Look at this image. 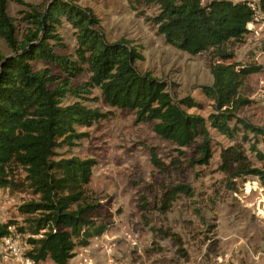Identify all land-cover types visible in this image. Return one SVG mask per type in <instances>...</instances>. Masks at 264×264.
<instances>
[{"label": "trees", "instance_id": "1", "mask_svg": "<svg viewBox=\"0 0 264 264\" xmlns=\"http://www.w3.org/2000/svg\"><path fill=\"white\" fill-rule=\"evenodd\" d=\"M39 1L42 4L0 0V39L7 49H0V190L27 191L36 197L19 208L24 226L4 225L0 237L16 233L10 231L15 226L28 236L27 256L36 264H69L77 248L88 247L112 226L103 205L88 192L96 162L58 152L76 147L87 137L80 129L109 116L88 105L99 100L91 97L94 90L107 106L134 112L136 124H152L160 138L179 147L196 145L201 155L197 164L208 165L213 157L211 130L233 144L221 150L223 171L246 161L247 142L255 140L250 150L262 156L257 145L264 146V129L239 116L249 103L241 94L243 84L262 68L234 61L230 47L250 33L247 25L253 13L245 2L137 0L158 9L150 21L168 45L191 56L211 52L213 83L201 88L213 102V111L204 117L190 112L203 108L194 98H177L168 82L141 73L136 66L145 60L140 48L125 39L109 42L101 18L91 8L79 0ZM11 2L30 9L21 19L22 31L9 13ZM63 21L75 31L73 55L57 52L66 48L59 33ZM86 72L89 79L74 85ZM152 160L160 167L155 154ZM242 175L257 177L264 186V170L246 165L238 169L237 176ZM179 193L193 195L187 186L164 194V212Z\"/></svg>", "mask_w": 264, "mask_h": 264}, {"label": "rangeland", "instance_id": "2", "mask_svg": "<svg viewBox=\"0 0 264 264\" xmlns=\"http://www.w3.org/2000/svg\"><path fill=\"white\" fill-rule=\"evenodd\" d=\"M26 3L42 4L39 0ZM79 3L101 18L109 42L125 39L140 48L145 60L136 66L141 73L149 72L168 82L177 98L191 96L203 108L190 112L208 117L213 102L201 87L213 83L211 52L191 56L168 45L150 21L158 14L154 6L147 7L137 0ZM26 11H30L26 6L13 2L9 5V13L17 19L21 31ZM256 32L230 47L234 61L262 68L243 84L241 94L249 103L239 116L264 129V26H258ZM59 33L66 48H58L57 52L73 55L77 43L74 29L63 21ZM0 49L7 52L1 39ZM52 70L59 74L57 68ZM89 77L86 72L73 84L78 86ZM91 97L99 100L88 105L109 116L80 129L87 137L76 147L58 152L65 158L77 156L96 162L88 192L103 205L112 226L101 237L93 238L88 247L77 248L69 264H264V186L252 175L237 176L238 169L246 165L264 170L262 144L257 145L262 153L258 156L250 150L255 140L245 143L246 161L223 171L221 150L233 144L211 130L213 157L203 166L196 163L201 156L196 145L179 147L160 138L152 124H136L134 112L107 106L99 90H94ZM239 136L242 142L243 134ZM248 136L252 138V134ZM154 154L160 167L153 163ZM179 186L189 187L193 195L179 193L169 211L164 212L163 195ZM33 199L36 197L27 191L0 190V227L13 222L24 226L25 216L19 208ZM11 229L25 246L28 236L20 235L15 226ZM2 238L0 264H6Z\"/></svg>", "mask_w": 264, "mask_h": 264}, {"label": "built area", "instance_id": "3", "mask_svg": "<svg viewBox=\"0 0 264 264\" xmlns=\"http://www.w3.org/2000/svg\"><path fill=\"white\" fill-rule=\"evenodd\" d=\"M239 1L245 2L253 13L252 20L248 23L247 29L250 33H257L256 28L264 26V0ZM10 231H12L11 228ZM18 238L19 236L15 235V233L2 238L7 250L4 253L3 261L6 264H36L31 257L27 256V250L30 247L27 244L23 246Z\"/></svg>", "mask_w": 264, "mask_h": 264}, {"label": "water", "instance_id": "4", "mask_svg": "<svg viewBox=\"0 0 264 264\" xmlns=\"http://www.w3.org/2000/svg\"><path fill=\"white\" fill-rule=\"evenodd\" d=\"M46 16H47V14H46V12H45V15H44V18H43L44 31H45V28H46Z\"/></svg>", "mask_w": 264, "mask_h": 264}]
</instances>
